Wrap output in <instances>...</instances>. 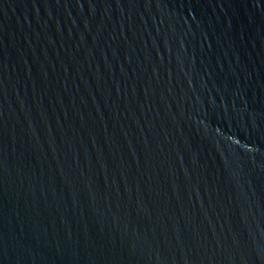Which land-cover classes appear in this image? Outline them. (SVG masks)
<instances>
[{
  "label": "water",
  "instance_id": "water-1",
  "mask_svg": "<svg viewBox=\"0 0 264 264\" xmlns=\"http://www.w3.org/2000/svg\"><path fill=\"white\" fill-rule=\"evenodd\" d=\"M0 264H264V0H0Z\"/></svg>",
  "mask_w": 264,
  "mask_h": 264
}]
</instances>
